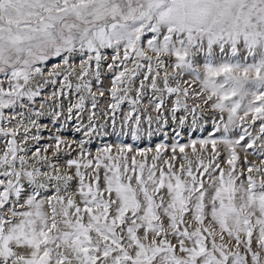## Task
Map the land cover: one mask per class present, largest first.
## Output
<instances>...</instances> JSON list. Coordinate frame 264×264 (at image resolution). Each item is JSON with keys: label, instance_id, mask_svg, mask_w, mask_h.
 <instances>
[{"label": "snow or ice", "instance_id": "snow-or-ice-1", "mask_svg": "<svg viewBox=\"0 0 264 264\" xmlns=\"http://www.w3.org/2000/svg\"><path fill=\"white\" fill-rule=\"evenodd\" d=\"M0 137V264H264V0H0Z\"/></svg>", "mask_w": 264, "mask_h": 264}, {"label": "rangeland", "instance_id": "rangeland-1", "mask_svg": "<svg viewBox=\"0 0 264 264\" xmlns=\"http://www.w3.org/2000/svg\"><path fill=\"white\" fill-rule=\"evenodd\" d=\"M131 67H133V66L131 65ZM49 70H51V69H49ZM112 78H113L112 74L111 73H107V70L105 69V74L102 75V84L100 85V87H103L104 89H107V88L111 87V79ZM73 82L75 83V81H73ZM93 83H94V90H95V88H96L95 81H93ZM53 90L54 89H53L52 86L46 87L44 89L43 93L41 94V96L36 98V102L34 104V108H35V110H41L40 109V104L42 102L47 101L46 104H45V109H44L47 112L49 110L50 106L51 107H55L57 104L61 103V101H62L63 106H64V116H66L67 115V107L69 106V103L70 102L71 103H75L76 99L78 97L75 94H72L67 99H65L63 97H60L59 99H47L48 97L51 96V92ZM107 98H108L107 97V93H106L105 97L99 98L100 102H101V107H106L105 100ZM143 103L144 104L148 103L147 98L144 99ZM123 107L125 108V110H127V108H128L127 104H125ZM56 110H59V109L57 108ZM149 111H151L150 108H149ZM153 115H155V113H153ZM5 116H6V118H10L9 110H5ZM17 120H19V117H17L15 120H12V122L10 124H4V126L8 127V128H16V127H18L17 122H16ZM38 122L40 124H42V125H47L48 127L41 129V134L44 137V139H42L41 141L36 142V141H32L31 139H29L28 144L34 146L33 147V151L35 150V147H38L40 145L52 144L53 141L48 139V137L51 136V135H59V136H61L62 139L66 138L68 140H71L73 138L75 121L69 122L68 125H67V129L66 130H61L60 132H56V128L60 127V124H57V125L53 126L51 124V117H49L47 115L45 117L39 118ZM60 123L61 124L63 123V116L60 118ZM209 128H211L210 124H209ZM35 131H36V129L32 128V130L29 132V136H31L33 133H35ZM253 134H255V131H254ZM203 135L206 136L207 132H205ZM23 137H24V128L23 127H19V132H18V135H17L16 139L21 144V146H24ZM186 138L187 137H185V140H186ZM185 140H182L181 142L183 143V142H185ZM4 143H5L4 138L0 137V149H3ZM47 155H49L50 159L52 158V150L51 149H49V152L47 153ZM73 155H75V153H73ZM248 160L251 163L256 164L259 167H264V165H262L260 163V160L258 158H256V157H254V156H249ZM241 163H243V153H241Z\"/></svg>", "mask_w": 264, "mask_h": 264}, {"label": "bare ground", "instance_id": "bare-ground-1", "mask_svg": "<svg viewBox=\"0 0 264 264\" xmlns=\"http://www.w3.org/2000/svg\"><path fill=\"white\" fill-rule=\"evenodd\" d=\"M129 68H131V64L129 65Z\"/></svg>", "mask_w": 264, "mask_h": 264}]
</instances>
